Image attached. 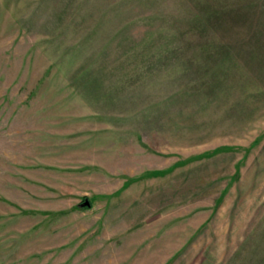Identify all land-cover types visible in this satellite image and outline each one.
<instances>
[{"label":"rangeland","instance_id":"obj_1","mask_svg":"<svg viewBox=\"0 0 264 264\" xmlns=\"http://www.w3.org/2000/svg\"><path fill=\"white\" fill-rule=\"evenodd\" d=\"M0 264H264V0H0Z\"/></svg>","mask_w":264,"mask_h":264},{"label":"water","instance_id":"obj_2","mask_svg":"<svg viewBox=\"0 0 264 264\" xmlns=\"http://www.w3.org/2000/svg\"><path fill=\"white\" fill-rule=\"evenodd\" d=\"M83 205L88 206V205H89L88 201H85V202L83 203Z\"/></svg>","mask_w":264,"mask_h":264}]
</instances>
